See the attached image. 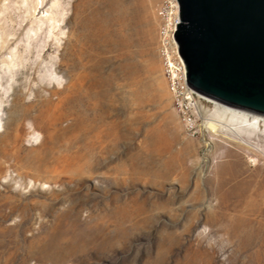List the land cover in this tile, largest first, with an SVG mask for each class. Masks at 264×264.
Returning <instances> with one entry per match:
<instances>
[{
	"label": "rangeland",
	"instance_id": "obj_1",
	"mask_svg": "<svg viewBox=\"0 0 264 264\" xmlns=\"http://www.w3.org/2000/svg\"><path fill=\"white\" fill-rule=\"evenodd\" d=\"M162 1L0 0V264H264V125L181 120Z\"/></svg>",
	"mask_w": 264,
	"mask_h": 264
},
{
	"label": "water",
	"instance_id": "obj_2",
	"mask_svg": "<svg viewBox=\"0 0 264 264\" xmlns=\"http://www.w3.org/2000/svg\"><path fill=\"white\" fill-rule=\"evenodd\" d=\"M190 87L264 116V0H178Z\"/></svg>",
	"mask_w": 264,
	"mask_h": 264
},
{
	"label": "built area",
	"instance_id": "obj_3",
	"mask_svg": "<svg viewBox=\"0 0 264 264\" xmlns=\"http://www.w3.org/2000/svg\"><path fill=\"white\" fill-rule=\"evenodd\" d=\"M157 12L159 15L158 51L164 74L181 120L193 127L195 116L199 114L204 103L208 102V97L187 83L186 64L175 39L177 25L181 21L179 1L163 0Z\"/></svg>",
	"mask_w": 264,
	"mask_h": 264
},
{
	"label": "bare ground",
	"instance_id": "obj_4",
	"mask_svg": "<svg viewBox=\"0 0 264 264\" xmlns=\"http://www.w3.org/2000/svg\"><path fill=\"white\" fill-rule=\"evenodd\" d=\"M209 102L213 103L215 105V111L217 112L216 114L219 115L221 113L227 114L230 118L238 119L240 121H243L246 125H264V116L259 115L253 112H249L246 110H242L236 107H232L230 105L221 103L220 101H217L213 98L208 97L207 99ZM218 123L215 121H210L209 123L206 124V128H210L213 131L218 130Z\"/></svg>",
	"mask_w": 264,
	"mask_h": 264
}]
</instances>
